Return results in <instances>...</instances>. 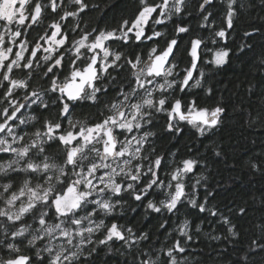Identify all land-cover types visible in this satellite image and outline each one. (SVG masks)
<instances>
[{
	"label": "snow or ice",
	"instance_id": "1",
	"mask_svg": "<svg viewBox=\"0 0 264 264\" xmlns=\"http://www.w3.org/2000/svg\"><path fill=\"white\" fill-rule=\"evenodd\" d=\"M70 2L76 10L68 11L65 7L60 21L76 17L89 7L85 0H70ZM209 2L210 0H204V4L200 7L203 8ZM236 2L237 0L228 2L227 28L233 27ZM169 4L170 0H162L159 4L139 0V7L134 17L122 20L118 28L112 30L93 28L91 32H87L79 29L77 24L72 31L77 29L81 31L79 39L70 40L60 21H53L48 26L52 29L50 35L46 33L39 36L33 46L27 39L22 38L25 32L39 25L46 12L55 13L62 5L58 4L57 0H47V2L0 0V22H3L4 29L0 32V77H2L0 87H5L2 95L3 103L7 105L0 109V116L3 118L0 122V133L5 134V138H0V152L15 154V159L0 164V173L29 174V178L18 185L12 182L0 185L2 189L0 204L3 205L0 206V218L14 225L17 222L22 223L26 217H31L39 225L34 229L31 225L22 226L11 231L10 236L13 241H19L20 244L26 240L29 248H35L38 242L43 244L47 240L42 249L36 250L40 264H44L45 259L41 257L42 252L47 254V264H85L87 258L81 260V257H84L86 245L91 246L94 243L106 245L110 241L118 240L131 248L137 243L132 236V228H127L125 235V230L117 223L106 226L103 219L99 222L95 220L98 213L110 214L115 208V204L110 199H104L107 193L118 196L122 192H127L133 195L135 200L140 201L150 195L154 188L161 190L168 188L170 191L166 199L159 201V204L149 200L146 205L148 209L157 213L162 209L173 212L185 196V184L181 182V177L192 173L196 162L191 159L184 160L182 168H177L165 183L159 178L157 171L162 164V158L157 157L152 161L147 167V172L139 162L146 159L142 155L143 145L152 133L144 132L139 137L125 133L131 134L142 130L143 123H150L148 118L151 112L145 111L147 108L156 112H167L169 130L174 128L173 121H187L203 135L205 126L211 128L218 124L224 109L220 106L212 110L198 108L196 101L193 100L186 106L187 111H184L185 106L181 99L170 102L164 95L175 83L169 82L167 77L173 75L177 66L171 60L179 51L178 39L166 41V47L163 49L151 47L148 60L143 61L144 67H140L142 62L140 55L127 58L118 51H112L106 45V42L125 43L133 38L141 42L153 41L163 36V33L155 30H152L150 35L146 34L145 28L150 21L163 24L172 10L177 14L181 13L184 0H171V9ZM204 19L207 20L208 17L205 16ZM188 31L189 29L183 26H178L176 29L177 35ZM215 36L225 39L226 30L222 28L215 33ZM202 43L199 38L190 42L191 67L185 70L180 82L181 91L194 79L193 71L198 67V50ZM45 44L47 47L44 46ZM41 50L45 53L43 57L39 55ZM228 56L229 50H217L211 62L217 66L223 65ZM66 57L69 72L60 81L58 70L64 67ZM122 59L124 63L120 64ZM125 66L136 70L132 72L135 79L127 81L126 86L125 83L119 86L115 95L110 98V102L99 110V118L92 122H88L87 118L74 121L71 117L75 102L90 100L94 105L102 103L101 94L107 96V90L111 89V84L106 81L110 78L115 79L111 77V72L118 68L123 71ZM16 70H26V78H14ZM33 75L47 78L50 84L48 91L58 92L57 100L61 103L55 118L45 119L43 130L37 129L31 134L34 137L32 142L17 148L13 145L17 141H23L24 136L18 135L13 125H16L17 120L20 124L25 123V120L20 119L17 114L26 105L14 98L15 91L29 89ZM200 75L203 76V73L201 72ZM142 76L145 78L142 79ZM157 78L164 79V83H156ZM199 84L200 80H196V85ZM149 85H153L151 90ZM141 91L144 92V96H140ZM156 93L160 94L159 99L155 97ZM30 97L36 98L31 103H37L40 93L37 90L26 92L23 100L28 101ZM40 103L43 104L42 101ZM43 107L45 111L48 110L46 104ZM31 119L36 118L31 117ZM65 121L67 128L64 127ZM121 136L123 139L119 138ZM53 144L62 146V164L50 163L49 157L44 156L41 163L29 160L24 167H18L21 160L30 156L32 149H37L42 154L45 152V145L51 148ZM147 176L151 179L145 180ZM32 178L36 179V183L33 184ZM140 184H143V187H139ZM189 203L193 207L198 206L200 211H205V205H197L195 199L190 200ZM240 211L243 213L245 210L240 209ZM50 220L58 222L49 223ZM85 221L87 227L84 226ZM224 222L229 223L227 218ZM188 226V222L185 221L180 234L191 239L187 231ZM101 229H106L104 238L93 241V233ZM228 231L235 235L233 227H229ZM5 233L9 234L7 228ZM139 239L147 240L148 234H143ZM53 241L59 243L54 244ZM6 246L16 255L6 261H0V264H32V257L22 254L16 242H9ZM260 247L264 250V245ZM96 250L92 247L87 255L91 256ZM161 252L164 253V259L160 257L153 259L151 253L142 252L140 258L134 259L133 264H179L177 254L184 253L185 248L181 246L180 241H176L171 248L166 251L161 249Z\"/></svg>",
	"mask_w": 264,
	"mask_h": 264
},
{
	"label": "trees",
	"instance_id": "2",
	"mask_svg": "<svg viewBox=\"0 0 264 264\" xmlns=\"http://www.w3.org/2000/svg\"><path fill=\"white\" fill-rule=\"evenodd\" d=\"M148 2L159 4L162 0ZM228 2L214 0L201 8L204 0H184L182 12L176 13V29L178 26L189 29L187 33H176V38H179L177 79L180 80L190 67L191 40L201 38L204 41L197 72L200 84L183 93L179 84L176 86V99L181 97L186 106L195 100L198 108L212 110L222 107L220 122L207 128L203 135L189 123L170 131L166 114L155 116L151 125L156 134L151 145L154 156H163L159 168L161 180L168 181L170 171L181 168L184 160L196 162L193 172L184 178L186 196L173 212L162 209L159 213L146 207L149 200L159 204L165 198L157 193V189L140 201L127 192L117 196L114 210L106 215L100 212L97 217L105 218L107 226L117 222L125 230V235L126 229L132 228V236L137 243L131 248L118 240L106 245H86L84 257H81V260L87 258L85 264H133L142 252L151 253L153 259H164L161 249L166 251L176 241L185 248L184 253L177 254L179 264H264V250L260 247L264 245V0H237L232 28H227L226 24ZM85 3L89 7L76 21L87 32L93 28L116 29L122 20L133 18L139 7V0H85ZM67 9L72 10L71 7ZM166 23L160 28L164 35L157 39L158 44H114L124 57L140 55L144 60L153 45L163 47L174 36L172 19ZM222 28L227 33L225 39L215 36ZM220 49L229 50V56L225 64L217 66L211 61L214 52ZM119 63L123 64V59ZM133 71L130 66H125L123 71L119 68L113 70L111 77L115 79L106 81L111 84V89L107 90V96L101 94L102 103H99L97 113H93L90 105L91 114L83 118L89 121L98 119L99 110L110 102L119 86L122 83L126 86L127 81L134 80ZM174 99L172 96L170 102ZM42 114L43 121L55 118V115ZM78 119L73 118L74 121ZM37 124V127L42 126L40 122ZM35 154V161H43L44 156H48L50 162L62 164L61 146L53 144L49 148L45 145L44 153L36 149ZM12 157V154L0 152V164L7 163ZM27 177L28 174L21 177L15 172L0 173V185L8 182L18 185ZM147 179L151 177L147 176ZM192 199L197 201V205L204 204L205 211H200L198 206L193 207L189 203ZM240 209L245 211L242 213ZM225 218L229 223L224 222ZM185 221L188 222L187 231L191 239L180 234ZM25 225L37 227L31 217L14 225L0 218V242H3L0 243V261L16 255L6 246L9 242H16L22 254L32 257V264H40L36 250L42 249L45 242L29 248L26 240L20 244L10 236L11 231ZM229 227H233L235 235L228 231ZM5 228L9 234L5 233ZM105 231L95 232L93 241L103 239ZM145 233L148 239L140 240L139 237ZM92 247L97 250L88 256ZM41 257L47 264V254L42 252Z\"/></svg>",
	"mask_w": 264,
	"mask_h": 264
},
{
	"label": "flooded vegetation",
	"instance_id": "3",
	"mask_svg": "<svg viewBox=\"0 0 264 264\" xmlns=\"http://www.w3.org/2000/svg\"><path fill=\"white\" fill-rule=\"evenodd\" d=\"M45 2H47V0H45ZM57 3L62 5L57 10V12H55V13H52L50 11L49 12H46L45 15L42 17L41 23L39 25L34 26V28L32 30H29V31H26L25 32V36L22 37V38L23 39H27L30 42V45H33L34 46V43L38 40V37L39 36L45 35L46 33L48 35H50L52 29H49L48 26L53 21H60V16L63 15L61 13H63V11L65 10V7H66V10H68L67 7L68 8L69 7L72 8V10H70V11H75L76 10L75 6L73 4H71L70 0H57ZM80 18L81 17L78 15L76 17H69V18H67L64 21H60V23L62 24L63 30L68 33L70 40L71 39H79V37L81 35V31L79 29H82V26L79 25V22L76 21V20H78ZM171 19L173 21V32H174V36L172 38H170L169 40H171L173 38H176V13L175 12L170 17V19L168 21H170ZM166 22H164L163 24H158L156 28H152V29L151 28L150 29L148 28V29H145L146 30V34H149L150 35L151 32H152V30H155V31H159V32L163 33V35H164V32L160 28L163 27L164 24H167ZM69 23H70V25H69ZM2 24H3V22H0V32L4 31V29L2 27ZM77 24L79 25V29H77L76 31H72V29ZM13 28H15V25H13ZM70 28H71V31H70ZM33 38H36V40H33ZM157 39H160V38L159 37L158 38H155L153 41L143 40L141 42V41H136L133 38L129 42H125V43L137 42V43H145V44H147V43L156 42V44H158ZM178 40H179V38H178ZM159 42H160V40H159ZM41 43H43V42H41ZM160 45H162V43H160ZM44 46L47 47V44H45ZM153 46L158 47V49H163V48L166 47V45H164L163 47H161V46L159 47L157 45H153ZM115 47H116V45H115ZM39 55L41 57H43V55H45V53L43 52V50H41V52L39 53ZM85 55H91V53H85ZM146 60H148V57H146L144 60L141 59L142 62L143 61H146ZM171 62L173 64H175V65L177 64L176 63V56H175L174 59L171 60ZM41 64H43V60L42 59H41ZM190 66H191V64H190ZM142 67H144V64L142 65ZM134 71H136V70H134ZM68 72H69L68 59L66 57L65 63H64V67L62 69H59L58 70L59 80L62 81L64 79V76H66L68 74ZM14 78H17V79H25L26 78V70L25 71L16 70L15 73H14ZM182 79H183V77L180 80L176 78V69H175V76H174V79H173V81L175 82L174 83L175 84V88L174 89L171 88V91L170 92L164 93V95L168 98L169 101H171L172 96H173V98L176 99V86H178V84L176 85V80L182 81ZM0 80H2V77H0ZM161 81H163V79L157 78V81L156 82H161ZM195 81H196V79L184 91H181V88H180L181 93H183V92L187 91L188 89L192 88L193 87V84L195 83ZM5 85H6V82H5ZM49 87H50V84H49V81H48L47 78H40L38 76L33 75L32 78H31L30 88L29 89H27V90L17 89L15 91V97L14 98L17 101H19L20 103H23V104L26 105L24 108L21 109V112L17 114L20 117V119L25 120V123L24 124H20L19 123V120H17L16 121V125H18V127L16 125H13L16 133L18 135H23L24 136V140L23 141H20L23 145H25L26 143L27 144H30L32 142L33 136L31 134L34 133L37 129L43 130L42 126L37 127L38 126L37 122H40L42 125L44 123V121L42 120V119H44V116H43L42 112H44L45 115L48 114V115H52V116L55 115L56 116V113L59 110V105L61 103L59 100H57V97L59 96V93L58 92L57 93H53V92L48 91ZM32 90H37L40 93V99H39V101H37V103H31V101L33 99H36L35 97H30V99L28 101L23 100V97L26 94V92H31ZM4 91H5V87H0V109H2L4 107H7V105L5 103H3V99L4 98H3L2 93ZM141 96H143V94ZM157 97L159 99L160 98V94H158V95L156 94V98ZM100 99H101V96H100ZM177 99H181L182 100V104L185 106L183 108V110L184 111H187V107H186V104L183 101V99L181 97H179ZM40 101H42L43 104H41ZM44 104H46L48 106V110L47 111H45V109L43 107ZM90 105L93 106V110H94L93 113L96 112V111H98V108L100 107L99 106V103H97V104L94 105V102L93 101H90V100H79V101L75 102V108L73 110V114H72V117L71 118L73 119V118H76L77 117V119L79 118L78 120H85L83 117L84 116H88V115L91 114ZM84 106L86 107V110L83 109ZM40 111H42V112H40ZM146 111L147 112H151V116L148 118V119H150V123H147L148 125L145 124L144 127L142 128V130H138L140 132V134H138V133H135L134 134V132H133L131 134L125 133V135L131 136V135H136L137 134V136L139 137V136L143 135L144 132H150V133H152V135L148 137L147 141L143 145L142 155L144 157H146V159H143V160L139 161V162L143 163L146 167H148V165L157 158V156H154L155 155V151L151 147V145L154 144V140L156 138L155 137L156 134H155V131H154L155 129H153L151 127V125L154 122V117L155 116H157V115H164V114L167 115V112H156L153 109H147V108H146ZM85 112H87V113H85ZM96 113H94V114H96ZM85 114H87V115H85ZM31 117H35L36 119H31ZM93 117H95V116H93ZM0 118H2V116H0ZM0 122H2V120H0ZM88 122H92V121H89L88 120ZM173 123H174V128L172 130H170V131H176V126H180L181 124L188 123V122L187 121H178V122L177 121H173ZM64 127L67 128V122L66 121L64 122ZM207 128L208 127L205 126V129H207ZM4 135L5 134L3 133L0 136V138H2ZM27 136H29V137H27ZM119 138L120 139H123L122 136L119 137ZM61 148H62V146H61ZM35 150L36 149H32L30 156L27 157V158H25L27 161L21 160L20 161V164L18 165V167H20V168L24 167L25 164L29 160H31L32 162H35V159H34V157L36 155L35 154ZM158 157L162 158V162H163V156H158ZM157 171H158V174H159V169ZM173 172H174V170L173 171H170L169 175L171 176V174ZM25 174H27V173L20 172L18 175H20L21 177H23ZM27 178H29V174H28V177ZM159 178H160V176H159ZM32 179L33 180H36L35 178H32ZM155 189H157L156 191H157V193L160 196L167 197V194H165V192L163 190L159 189V188H154L153 190H151V192L152 191L154 192ZM163 199H165V198H163ZM103 214L106 215L105 213H103ZM101 219L104 220V223L107 226V220L105 218H98L97 217V220H101ZM115 223H117V222H115ZM20 227H22V226H20Z\"/></svg>",
	"mask_w": 264,
	"mask_h": 264
},
{
	"label": "rangeland",
	"instance_id": "4",
	"mask_svg": "<svg viewBox=\"0 0 264 264\" xmlns=\"http://www.w3.org/2000/svg\"><path fill=\"white\" fill-rule=\"evenodd\" d=\"M72 4V3H71ZM169 8L171 9V0H170V4H169ZM173 13H174V10H172V11H170V13H169V17L168 18H166L165 20H164V22H166V21H168L169 19H170V17L173 15ZM157 25L158 24H155L154 22H152V21H150L149 22V24L146 26V28L145 29H152V28H156L157 27ZM117 35H119V32L117 33ZM106 45L112 50V51H118V52H120L116 47H115V45H114V43H109V42H106ZM142 65H143V62H141V64H140V67H142ZM177 65V64H176ZM177 67H178V65L175 67V69H176V78H177ZM175 69H174V72H173V75H171V76H169V77H167V80L169 81V82H172L173 81V79H174V76H175ZM201 69V68H200ZM143 78H145V77H143L142 76V79ZM134 79H135V77H134ZM196 80H200V78H196ZM181 81H179V80H176V85L178 84L179 85V83H180ZM156 83H164V79H163V81H161V82H156ZM196 86V81H195V83L193 84V87H195ZM149 87V89L151 90V88L153 87V85H149L148 86ZM175 88V84H173V87H172V89H174ZM171 91V88L170 89H167V91L166 92H170ZM165 92V93H166ZM143 94V96L145 95L144 94V92L143 91H141V93H140V96ZM157 95L159 94V93H156ZM156 94H155V97H156ZM137 99H139V97L137 98ZM157 99H158V97H157ZM145 111H146V109H145ZM143 123V122H142ZM148 125L147 123H143V127H144V125ZM16 132V131H15ZM135 133H138V134H140V132L138 131H135L134 132V134ZM136 136H137V134H136ZM2 138H5V135L2 137ZM10 139V138H9ZM33 139H34V137H33ZM27 144V143H26ZM25 144V145H26ZM14 147H17V148H20V147H23L24 145L20 142V141H17L14 145H13ZM3 153V152H2ZM4 153H6V152H4ZM9 154H12V158H11V160L12 159H15V154L14 153H9ZM25 161H27L26 159H24ZM24 161V162H25ZM42 161H35V163H41ZM50 162V161H49ZM50 163H52V162H50ZM134 163H136V161H134ZM141 163V162H140ZM142 165H143V170L145 171V172H147V167L143 164V163H141ZM181 168H182V166H181ZM174 172H175V170H174ZM185 176L186 175H184V176H182L181 177V182H183L184 183V178H185ZM168 181H166L165 183H167ZM34 184V183H33ZM173 184H175V181H173ZM185 184V183H184ZM163 191L165 192V194H168V192L170 191L168 188H164L163 189ZM124 192H122V193H120L119 195H122ZM118 195V196H119ZM117 196H115V195H113V194H111V193H107V194H105V196H104V199H110L114 204H117L116 203V198ZM167 197H165V199H166ZM164 200V199H163ZM17 207H18V205H17ZM84 213H81V215H83ZM29 217H26L25 219H28ZM24 219V220H25ZM95 220L97 221V222H99L100 220H97V218H95ZM56 222H58V221H54V222H52V221H49V223H56ZM32 226V228L34 229V227H33V225H31ZM65 226H68V225H65ZM85 227H87L88 225H87V221H85V225H84ZM39 227V225L37 224V227L36 228H38ZM20 228V227H19ZM94 234V233H93ZM45 243H47V240H45L44 241ZM53 243L54 244H58L59 243V241H53Z\"/></svg>",
	"mask_w": 264,
	"mask_h": 264
},
{
	"label": "water",
	"instance_id": "5",
	"mask_svg": "<svg viewBox=\"0 0 264 264\" xmlns=\"http://www.w3.org/2000/svg\"><path fill=\"white\" fill-rule=\"evenodd\" d=\"M214 0H210V2L208 3V4H206V5H209V4H211L212 2H213ZM145 32H146V30H145ZM176 39H178V38H176ZM196 39V38H195ZM199 39H201V38H199ZM202 40V39H201ZM179 41V40H178ZM203 41V40H202ZM203 46H204V41H203V43H202V45H201V47H200V49L198 50V52H199V60H198V67H197V69L196 70H194L193 71V76H194V79H192L191 81H190V85H191V83L196 79V77H197V72H198V70H199V67H200V63H201V60H202V48H203ZM189 52H190V50H189ZM191 67V66H190ZM189 67V68H190ZM189 85V86H190ZM188 86V87H189ZM188 87H186L184 90H186ZM183 90V91H184ZM222 114H223V112L220 114V117H219V122H220V120H221V116H222ZM218 122V123H219ZM9 123H11V122H9ZM218 125V124H217ZM3 133H0V136L2 135ZM185 196H186V194H187V189H186V185H185ZM184 196V197H185ZM183 197V198H184ZM182 198V199H183Z\"/></svg>",
	"mask_w": 264,
	"mask_h": 264
}]
</instances>
